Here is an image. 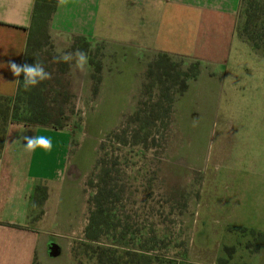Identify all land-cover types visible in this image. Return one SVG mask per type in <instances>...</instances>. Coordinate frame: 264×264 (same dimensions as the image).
<instances>
[{
  "label": "rangeland",
  "instance_id": "obj_1",
  "mask_svg": "<svg viewBox=\"0 0 264 264\" xmlns=\"http://www.w3.org/2000/svg\"><path fill=\"white\" fill-rule=\"evenodd\" d=\"M250 1L244 0V5ZM82 48L80 43L78 49ZM88 51L92 65L88 62L84 71L68 67L59 75L65 96L58 98L63 115L55 117L61 120L59 132L69 138L70 146L88 136L89 116L98 111L106 119L105 125L90 131L96 137L89 146L94 154L87 167L78 171H86L77 178L85 200L83 214L73 223L74 234L68 237L73 264L95 262L80 244L87 242L86 232H93L88 227L97 181L93 165H111V147L120 148L111 145V128L134 131L129 128L134 125L131 116L146 118L145 113L154 108L159 119L152 131L158 132V146L146 149L140 142L120 150L131 154L138 164L145 160L156 164L148 160L162 155L163 217H157L156 203L149 205L152 216L146 220L147 234L133 237L111 236L109 221L101 229L99 243L111 244L121 253L167 259L173 264H264V62L245 49L241 62L230 61L212 75L198 68L200 75L188 79L183 89L194 63L155 57L145 66L129 59L121 47L113 46L110 53L103 45L93 49L89 45ZM46 70L52 73L49 87H56L52 58L46 61ZM176 90L179 92L172 95ZM5 110L6 103L0 101V127ZM111 110L116 124L113 119L111 123ZM48 136L53 149L45 152L46 164L53 169L58 134ZM64 177L62 171L57 178ZM136 224L139 227L141 222Z\"/></svg>",
  "mask_w": 264,
  "mask_h": 264
},
{
  "label": "crops",
  "instance_id": "obj_2",
  "mask_svg": "<svg viewBox=\"0 0 264 264\" xmlns=\"http://www.w3.org/2000/svg\"><path fill=\"white\" fill-rule=\"evenodd\" d=\"M243 1L58 0L51 29L61 47H68L73 36H82L91 49L103 45L111 53L113 46L121 47L129 59L145 66L165 56L197 64L212 75L230 61L241 62L245 49L264 62V56L238 36ZM35 2L0 0V96L14 97L17 92L19 78L8 62L22 63ZM51 132L58 134L53 169L43 149L28 152L23 140ZM81 144L70 146L66 135L50 128L8 125L0 154V264H73L68 237L74 234L73 223L83 214L85 200L74 163ZM62 171L65 177L58 179ZM39 187L45 196L34 204Z\"/></svg>",
  "mask_w": 264,
  "mask_h": 264
},
{
  "label": "trees",
  "instance_id": "obj_3",
  "mask_svg": "<svg viewBox=\"0 0 264 264\" xmlns=\"http://www.w3.org/2000/svg\"><path fill=\"white\" fill-rule=\"evenodd\" d=\"M58 0H36L33 9L31 26L28 29V36L22 63H34L35 60L43 62L46 67V61L54 57L57 49L53 31L51 29V20L55 12V7ZM243 22L239 27L238 36L248 43L250 47L259 55L264 56V3L258 0H252L244 5ZM83 44L82 51L87 53L89 65H92V60L89 58L90 52L89 42L85 37L73 36L71 44L64 51H75L79 48V44ZM164 57L165 56H159ZM21 63V64H22ZM193 74L187 79H195L198 75V65L193 64ZM56 76L54 78L55 85L52 86L51 81H44L38 86L25 90L23 87L21 76L17 86V92L14 97L0 96V101L6 103V110L1 119L0 127V154L3 150L4 138L6 129L11 123H22L23 125H33L39 127H50L54 131H59L62 127L61 120L55 118L63 115V107L58 104V98L65 96L62 92V83L60 74L67 71L69 65L65 63H55ZM94 68V66H93ZM97 69H100V65ZM149 71V70H148ZM184 89V88H183ZM183 91V90H182ZM181 91V92H182ZM52 95V97H51ZM54 103V104H53ZM108 181H104L105 186ZM34 204L42 202L45 196V189L37 188ZM93 200V199H92ZM103 212L110 210L108 204H103ZM103 217V218H102ZM111 219H104V216H90L91 224L88 226L93 232H86L87 242H82L80 247L85 248V255H89L90 260H94V264H173L167 259L159 260L157 257L140 256L132 252H118L111 248V244H100L101 229L109 226ZM111 225V224H110ZM89 230V229H87ZM123 237H125L123 235ZM75 252V251H73ZM74 258L75 255H73Z\"/></svg>",
  "mask_w": 264,
  "mask_h": 264
},
{
  "label": "flooded vegetation",
  "instance_id": "obj_4",
  "mask_svg": "<svg viewBox=\"0 0 264 264\" xmlns=\"http://www.w3.org/2000/svg\"><path fill=\"white\" fill-rule=\"evenodd\" d=\"M159 76L161 75L159 74ZM187 80H184L182 84L183 88H185ZM159 91L162 93L161 90ZM177 92L179 90L172 92V95H175ZM166 97L165 95L164 98ZM164 98H162V101ZM169 104L171 105V102ZM155 112H157V109L155 110L154 108V110L145 113L147 115L143 119H140L137 114L133 117L131 116V119L134 120V125L129 128L134 129V131L123 130L122 132H116L114 128H111V145L124 148V146L130 145L131 143L138 144L141 142L142 145L146 146V149L150 146L156 148L159 143V135L157 131H152L155 129V126L152 124H157L159 118L154 114ZM112 119L113 124H116L111 110V123ZM105 120L104 114L100 115L98 111L88 117V136L83 140L74 158V163L78 171L87 167L94 154L93 149H89V146L94 144L96 137L95 135L92 137L90 131L94 130L95 127L105 125ZM137 123L139 126H136ZM120 148L116 149L111 147V165H93L95 170L92 171L96 173L97 177L96 190L92 195L94 205L93 215L97 217L104 216V219H111V236H145L148 231L146 220L152 216L148 213V206L156 203V215L158 218L163 217L164 196L161 165L163 158L161 154L159 157L157 154L155 161L152 159L148 160L149 162H156V164H147L146 160L144 164H138L136 163L137 160L131 158V154L127 155L123 153ZM123 161L127 162L123 164ZM106 180L109 182L107 186L104 184ZM155 188H158V190H155ZM103 204L109 205L110 210L108 212H103ZM137 221L141 222L139 227L136 224Z\"/></svg>",
  "mask_w": 264,
  "mask_h": 264
},
{
  "label": "clouds",
  "instance_id": "obj_5",
  "mask_svg": "<svg viewBox=\"0 0 264 264\" xmlns=\"http://www.w3.org/2000/svg\"><path fill=\"white\" fill-rule=\"evenodd\" d=\"M60 3L64 4L66 0H60ZM55 52L53 61L55 63L68 64L70 69L84 71L88 64L87 53L79 49L75 51H64L57 48ZM8 68L15 77H23L22 83L25 90L34 88L42 82L52 79V73L47 71L43 62L39 60H35L31 64H18L15 61H9ZM20 82L21 80H17V83ZM23 140L26 141L24 148L28 152H35L38 148L43 149L45 152H51L53 149L52 138L47 135L24 136Z\"/></svg>",
  "mask_w": 264,
  "mask_h": 264
},
{
  "label": "built area",
  "instance_id": "obj_6",
  "mask_svg": "<svg viewBox=\"0 0 264 264\" xmlns=\"http://www.w3.org/2000/svg\"><path fill=\"white\" fill-rule=\"evenodd\" d=\"M61 176V173L58 174V177Z\"/></svg>",
  "mask_w": 264,
  "mask_h": 264
}]
</instances>
